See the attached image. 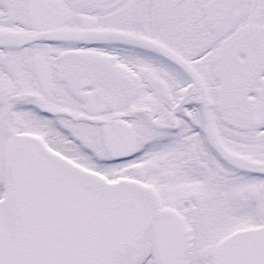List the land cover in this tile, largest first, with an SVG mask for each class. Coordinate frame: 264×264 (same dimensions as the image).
<instances>
[{"label": "snow or ice", "instance_id": "1", "mask_svg": "<svg viewBox=\"0 0 264 264\" xmlns=\"http://www.w3.org/2000/svg\"><path fill=\"white\" fill-rule=\"evenodd\" d=\"M0 264H264V0H0Z\"/></svg>", "mask_w": 264, "mask_h": 264}]
</instances>
